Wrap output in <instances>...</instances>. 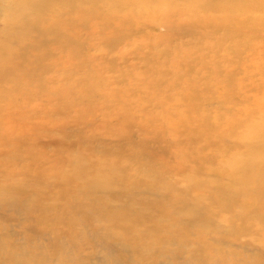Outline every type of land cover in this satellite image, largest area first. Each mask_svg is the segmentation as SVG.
I'll return each mask as SVG.
<instances>
[{
    "label": "rangeland",
    "instance_id": "rangeland-1",
    "mask_svg": "<svg viewBox=\"0 0 264 264\" xmlns=\"http://www.w3.org/2000/svg\"><path fill=\"white\" fill-rule=\"evenodd\" d=\"M263 200L264 0H0V264H264Z\"/></svg>",
    "mask_w": 264,
    "mask_h": 264
},
{
    "label": "bare ground",
    "instance_id": "bare-ground-1",
    "mask_svg": "<svg viewBox=\"0 0 264 264\" xmlns=\"http://www.w3.org/2000/svg\"><path fill=\"white\" fill-rule=\"evenodd\" d=\"M141 5V4H140ZM140 7V6H139ZM145 7V6H144ZM140 9H142V8H140ZM239 169H236V171H234L233 173L234 174H238L239 173ZM239 184H241V183H239ZM258 207L261 209V210H264V200H263V202H261L259 205H258Z\"/></svg>",
    "mask_w": 264,
    "mask_h": 264
}]
</instances>
